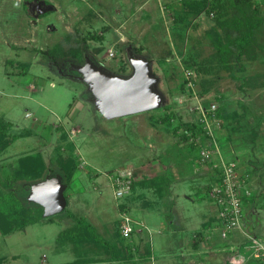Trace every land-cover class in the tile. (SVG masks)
Instances as JSON below:
<instances>
[{
    "label": "rangeland",
    "instance_id": "374dc122",
    "mask_svg": "<svg viewBox=\"0 0 264 264\" xmlns=\"http://www.w3.org/2000/svg\"><path fill=\"white\" fill-rule=\"evenodd\" d=\"M38 1L0 0V120L7 123V137L14 136L0 150V188L4 192L13 189L26 204H34L29 199L31 186L53 173L51 176L63 178L60 154L76 147V178L67 188V194L75 199H70L62 213L43 214L42 219L24 229L5 235L0 227L3 264H72L84 258L89 252L86 244L91 242L97 247L90 254L99 258L90 264H108L105 259H110V254H98L96 249L100 244L117 240L114 227L120 215L118 205L126 197L115 196L107 174L126 164L139 168L137 181L143 173L164 171L165 167L158 163L157 169L156 164H151L157 143H145L144 132H149L152 117L162 114L167 103L185 121L198 119L195 107L199 101L204 103L210 98L208 104L222 103L224 112L231 113L226 130L222 126L220 129L228 137L221 136L223 154L228 158L237 155L239 168L250 177L243 164L245 155L248 152L254 156L257 150L264 149V86L245 85L243 78L264 73V22L257 29L262 45L256 49L257 56L249 58L244 54L243 69L234 63L238 78L233 76V69L226 67L204 75L188 68L184 59L194 49L193 54L197 51L199 58L211 55L216 51L215 29L222 31L215 16L206 11L189 15L186 22L176 20L177 13H184L182 0H44L46 7L53 8L39 14ZM254 2L261 5L264 17V0ZM91 32L104 38H90L89 46L85 47L83 38ZM68 36L71 38L67 39ZM75 46L80 47L82 60L73 50ZM111 48L115 56L109 59ZM137 56L149 61L155 77L152 87L165 96L163 105L139 115L107 119L96 108L88 82L78 78L82 75L80 67L91 60L108 72L129 77L135 73L131 60ZM190 69L194 72L195 90L181 91L180 83ZM205 76L212 82L209 92L201 91ZM136 118L142 121L139 129L134 125ZM160 126L161 134L167 135L161 144L169 147L168 152L161 154L162 160L170 167L174 165L176 172H170L175 178L173 189L178 201L172 206L169 200L165 210H160L154 193L144 190V196L136 201L139 208L143 207V212H139L133 210L136 202L129 197L133 206L129 212L139 217L146 215L157 254L154 259L143 256L136 264H231L225 263L235 251L224 244L229 237L222 238L217 228L202 227L206 216L217 209L205 190L209 177L196 172L200 164L195 156L200 150L185 146L182 141L183 147L170 143L178 136L166 124ZM38 151L43 152L48 165L44 177L35 182L22 178L10 186L2 184L22 157ZM252 156V161L256 160L253 162L260 160V156ZM152 165L154 170L150 168ZM259 166L264 170V163ZM260 204L248 223L258 229L259 238L264 241V205ZM70 210L74 215L69 214ZM78 219L89 224L81 228L86 232L85 240L79 226H75ZM167 219L176 220L178 232L171 229L163 234L158 232ZM199 227L211 238L200 248L193 246L194 238L199 237L193 230ZM145 230L137 231L142 240H147ZM230 235L228 243L244 254H252V240L237 231Z\"/></svg>",
    "mask_w": 264,
    "mask_h": 264
},
{
    "label": "trees",
    "instance_id": "16d2710c",
    "mask_svg": "<svg viewBox=\"0 0 264 264\" xmlns=\"http://www.w3.org/2000/svg\"><path fill=\"white\" fill-rule=\"evenodd\" d=\"M182 2V11L184 13H177V16H175L176 20L186 22V19L187 17H189V15L200 14L202 13V11H206L215 16V23L221 28L222 31L220 32L218 29H215V31H217V34L215 36V39L213 40V43L214 45H216V51L211 55L199 58L197 55V51L195 52V54H193V52L195 51L194 49L188 56H186L184 62L188 66V68H195L200 74L204 75L213 74L216 70H221L223 67H226L230 70L233 69L234 72L235 64L240 65L239 67H242V69L246 68V64L243 62L244 54H246L249 58H254V56H257L256 49L258 47H262L258 39L259 37L257 29L262 24V22H264L263 11H261L260 4H256L254 0H182ZM231 10L232 13L230 12ZM211 36L213 37V35ZM70 38L71 36H68L67 39ZM90 38L103 39L104 36L98 33H89L88 36H85L83 38V41H86L85 47L89 46L88 40ZM73 50L75 51V53L77 52L76 54H78L81 59L80 47L75 46ZM233 76L237 77L235 72L233 73ZM263 78L264 73L245 76L243 78V83L245 85H250L251 87H256L259 85L264 86ZM210 84H212L211 79H208L206 76L203 77L201 91L209 92ZM180 87L181 91L191 90V88L189 89L187 87V80L185 78L182 79ZM209 100L210 98H206V100H204V103L208 104ZM217 114L222 117V127H224V130H226V127L228 126V119L231 118V113L227 114L226 112H224V106L222 103H220L217 107ZM152 118L156 123H164L169 129L173 130V133L178 136L176 141V143L178 144L176 146L178 147L189 145L191 146V148L193 147L194 149L200 150V143L196 141V138L199 137L203 142H205L208 137V135L206 134V130L203 127L204 125L198 119H193L191 121L183 120V117L177 116L175 109H173V106L170 103H167L165 105L164 112L162 114L154 115ZM7 128V123L0 120V150L6 148L14 138V136L7 137L9 132ZM224 130L219 131L218 133L219 142H221V136H227ZM191 136H193L194 139L191 140ZM181 141L185 143L183 146L180 143ZM72 148L73 149L66 154L61 152L59 158L60 163L62 164H60V170L63 173L62 180L67 184V188L70 187L72 181L76 178V161H78V157L75 154L76 147ZM42 153V151H38L35 154L22 157L19 161V166L14 169L15 171H11L8 173L7 178L2 181V184L5 186H10L16 180L22 178H25L28 181L35 182L37 179L44 177L48 165L46 164ZM196 159H198V155L195 156V160ZM113 170H110V172H113ZM135 171L138 176L139 171L136 169ZM196 172L198 173V170H196ZM172 177H174L172 174L166 173V175L163 176L146 177L140 179V181H137V178L133 182L132 189H134L136 185L141 183L145 191H152V193H154V196H157V199L159 198L160 201H164L170 195V184L172 181ZM217 180L218 179L216 175H212V178L208 179V182L204 184L207 193L208 190L217 182ZM67 188L65 190V194L68 198ZM131 192L128 195L124 196L126 197V199L123 202H120V204L118 205L119 210L129 211V197H132ZM68 200L70 203V198H68ZM34 204H26L24 200L13 189H10V191L8 192H4L0 188V227L3 231V234L7 235L11 233V231L24 229L28 225L30 226V224H34L36 223V221L42 219L44 214V208L42 204L38 202H34ZM66 207L62 210V212L66 209ZM254 209H256V195L253 194L250 196H246L244 200L243 210L244 219L248 216H252L255 212ZM69 214L74 215L71 211H69ZM77 221H79V223H77V225L75 226H79L78 229L80 231L82 230V226L89 227V224L87 225L83 220L78 219ZM217 222V216H215L214 219H211L210 222L207 223V225L214 227ZM252 229H254V232L258 233L257 228L252 227ZM204 231H197L199 237L194 238L193 246L200 248V245L202 244L201 242L207 239V235L204 233ZM85 233V231H81V236L84 239ZM115 237L117 238V240L112 241V243L100 244L96 249L99 250L98 254H100L101 252L106 254L105 252H107L108 254H110L109 260L117 259L120 261L125 259H134L135 257H137V253H139V257L145 256L148 259L152 257L153 249L151 248L150 242L144 240V246L141 243L136 251L128 241V237L122 235L120 223L117 231H115L114 238ZM95 247H97L95 243L91 242L89 244V246L87 247V250L89 252H87L86 254L84 253V260L94 261L99 258V256L97 255L90 254V252H92V249H94ZM142 247H144V250L142 249ZM78 259L83 260L82 258ZM0 260V264H3V259ZM251 261H254V264H263V262L256 257H250L245 264H250L252 263ZM225 263H228V261H226Z\"/></svg>",
    "mask_w": 264,
    "mask_h": 264
},
{
    "label": "built area",
    "instance_id": "2783aa9c",
    "mask_svg": "<svg viewBox=\"0 0 264 264\" xmlns=\"http://www.w3.org/2000/svg\"><path fill=\"white\" fill-rule=\"evenodd\" d=\"M114 56L115 51L111 48L109 59ZM192 74L194 72L191 69L188 70L186 74L187 87L195 90V79ZM217 107L216 103L205 104L203 101H199L195 107L198 120L204 125L208 135L205 142L199 137L196 138V141L201 145L198 155L199 166L210 167L218 179L208 190V195L212 197L217 209L218 222L214 227L217 228L222 238H227L231 233L238 230L252 240L250 244L253 250L252 254H244L238 247L232 246L235 251L228 260L229 263L245 264L250 257H256L264 264V241L247 231L246 220L244 219V200L246 196L252 195L249 173L245 170L243 172L239 168L240 162L237 158H228L223 154L221 142L218 140L223 119L217 114ZM192 139H194L193 136H191ZM107 175L111 186L114 188L115 196L119 198L132 191L133 182L138 178L132 164L118 166ZM119 214L121 233L125 237H131L135 231L149 229V225L144 219L135 218L129 211L120 210Z\"/></svg>",
    "mask_w": 264,
    "mask_h": 264
},
{
    "label": "water",
    "instance_id": "95a60500",
    "mask_svg": "<svg viewBox=\"0 0 264 264\" xmlns=\"http://www.w3.org/2000/svg\"><path fill=\"white\" fill-rule=\"evenodd\" d=\"M52 8V5L46 7L44 0L37 3L38 14ZM131 62L135 66V73L129 77L108 72L91 60H87L83 67L79 66L82 75H78V78L88 82L95 96L96 107L107 119L134 115L163 105L165 96L152 87L155 77L149 61L137 56ZM62 179L50 175L31 186L29 199L42 204L44 215L61 213L68 205L65 194L67 184Z\"/></svg>",
    "mask_w": 264,
    "mask_h": 264
},
{
    "label": "crops",
    "instance_id": "0c3cea01",
    "mask_svg": "<svg viewBox=\"0 0 264 264\" xmlns=\"http://www.w3.org/2000/svg\"><path fill=\"white\" fill-rule=\"evenodd\" d=\"M97 108V107H96ZM98 109V108H97ZM145 112V111H144ZM140 113V112H139ZM139 113L138 114H134V115H139ZM136 122L134 123V125H136V127H138V129H139V126H141V122L142 121H140V118L138 119V118H136V120H135ZM151 126L149 127L150 128V130H149V132H144L145 134H146V137H145V143H146V141L147 142H154V143H157L156 144V146H155V148H154V150H155V155H154V153H153V155H154V158H152L151 159V164H156V169H157V167H158V165L160 166H163V167H165V169H164V171H155L153 174L152 173H150V174H144L143 173V175H141L140 176V179H143V178H146V177H152V176H163V175H166V173H170L171 174V170L172 171H175L174 170V168H173V166L174 165H172L171 167H170V165H168V164H165L164 163V161L162 160V155L161 154H164L166 151L168 152V150L166 149V148H169V147H163V144H161L162 143V141H164L165 139H166V136L167 135H164V134H161V131H160V129L159 128H161V126H160V123L159 122H155L153 119L151 120ZM148 130V129H147ZM167 130V129H166ZM143 133V134H144ZM176 141H177V139L176 140H173V139H171V141H169L170 143H173L174 145H178L177 143H176ZM173 144H171V145H173ZM259 153V154H258ZM262 154L264 155V149L262 148V149H260V150H257V152L254 154V156H260V160H258L256 163L255 162H253L252 161V158L250 157V156H252L251 154H248V152H247V154L245 155V159L243 160V164L245 163V168H247L248 170H249V172H250V178H249V181H250V186H251V189H252V195L253 194H255L256 195V209H254V214L252 215V216H254L255 214H256V212H258V208L261 206V204H260V202L262 203V205H264V203H263V199L262 198H264V177H263V175H264V170H263V168L262 167H260L259 166V164L260 163H264V158H263V156H262ZM254 156H252V157H254ZM236 157H237V159H238V156L236 155ZM245 161H248V162H245ZM256 161V160H255ZM260 162V163H259ZM157 163H158V165H157ZM252 163H254V165H252ZM240 164H241V162H240ZM242 164V165H243ZM150 168H152L153 170H154V168H153V165L150 167ZM199 170H198V172L200 173V174H202V175H206L207 174V177H209V179H211L212 178V175H214V173H213V171H212V169L210 168V167H208V166H206V165H201V166H198L197 167ZM136 169H139V168H137V166H136ZM141 172V171H140ZM176 172V171H175ZM140 174V173H139ZM139 177V176H138ZM140 179L138 180V181H140ZM172 179V181H171V184H170V195H169V197H167V199L166 200H164V201H160V199L158 200L157 199V202L159 203V205L161 206L160 208L159 207H157L158 209H160L161 210V208L163 209V210H165L164 208H165V205H167V203L169 202V200H171L172 201V206H175L176 204H177V201H178V197H177V194L176 193H174V189H173V185L176 183L175 182V178H171ZM145 189H144V187H143V185L140 183V184H138V185H136V187H134V189H132V200H134L133 202H136L138 199L140 200V196H142V193H143V191H144ZM68 198H70V199H72L73 198V196H69L68 195ZM156 198H157V196H156ZM75 198H73V200H74ZM143 199V198H142ZM145 199V198H144ZM129 201H131V200H129ZM163 202V203H162ZM137 203L138 202H136V206L134 207V209H133V206H132V203L130 202V208H132L133 210H136V211H139V212H143V210H142V208L143 207H141V208H139V204L137 205ZM169 204V203H168ZM132 206V207H131ZM167 207V206H166ZM216 207V206H215ZM156 208V209H157ZM144 209H149V207H145ZM174 208L171 210V212H173V214H174ZM71 211V210H70ZM72 212V211H71ZM119 212H120V210H119ZM133 215V214H132ZM135 218H137V219H144L145 220V222H147L146 220H147V218H146V215H141L140 217L139 216H135V215H133ZM168 217H170V216H172V215H167ZM215 216H217V211L216 212H214V214L213 215H211V214H208L207 216H206V219L203 221V225H202V227L204 228V229H208V227L210 228V229H214L212 226H208L207 225V223H209L210 222V219H214V217ZM174 217V216H173ZM250 216H248V217H246L245 218V220H246V228H247V231L248 232H250V233H253V234H255V235H257L258 237H259V233H257V232H254V229H252V227L249 225V220H248V218H249ZM119 220H120V215H119V218L116 220V224H115V227L114 228H116V231H117V228H118V226H119ZM175 221L176 220H173V221H168V219H167V221L165 220V222L166 223H163V225L159 228V233L160 234H163L164 233V231H170V229H171V231H173V232H175V231H179V227H177V224L175 223ZM172 223V224H171ZM174 224H176V226H173ZM148 225H150L149 223H148ZM171 225H172V227H171ZM200 227L199 228H196L195 230H193V232L194 231H200ZM181 230V229H180ZM113 232L115 231V229H113L112 230ZM113 232H112V234H113ZM144 232V234H145V236H147V240L149 239L150 241V245H151V248L153 249V255H152V257L150 258V259H154L156 256H157V254L155 253V249H154V243H155V240L153 239V235H152V229H151V226L149 227V229L148 230H145V231H143ZM236 231H234L233 233H235ZM237 232H240V231H238L237 230ZM242 234H244V233H242ZM234 235V234H233ZM232 235V236H233ZM245 235V234H244ZM115 236V235H114ZM245 236H247V235H245ZM90 237V236H89ZM88 237V238H89ZM141 235H140V232H137V231H135L134 233H132V235H131V237H128L127 239H128V241L130 242V244L133 246V249H135L136 251H137V249H138V246L141 244V242H143L144 240H142L141 239ZM209 237V235H207V239H205L204 241H207V242H209V240L211 239H209L208 238ZM81 238H82V240L84 239L82 236H81ZM183 238V235L181 236V238H179L178 240H179V245L181 244V241H180V239H182ZM230 238H231V235H229V239H228V241L230 240ZM110 239H113V237L112 238H110ZM85 240V239H84ZM142 240V241H141ZM194 241V240H193ZM203 241V240H202ZM203 241V242H204ZM228 241L227 242H225L224 244L225 245H227V244H229L228 246L231 248V249H233L232 248V246H234V247H236L235 245H233L232 243H228ZM85 242V241H84ZM203 242H201L202 243V245H203ZM90 244V243H89ZM144 244V242L142 243V245ZM89 245H87L86 244V248L88 247ZM201 246V245H200ZM237 248V247H236ZM137 255V257H135L134 259H129L130 261H132L133 262V264H136L142 257L140 256L139 257V253H137L136 254ZM48 258V257H47ZM83 260H81V259H76V260H74V262L72 263V264H90V263H94L92 260H84V258H82ZM105 259V258H104ZM105 260H107V262H108V264H128L129 262V260L128 261H126V260H109V259H105ZM42 262H44V260L42 261ZM70 262H72V261H70ZM228 263H229V261H228ZM107 264V263H106Z\"/></svg>",
    "mask_w": 264,
    "mask_h": 264
},
{
    "label": "flooded vegetation",
    "instance_id": "af4514ba",
    "mask_svg": "<svg viewBox=\"0 0 264 264\" xmlns=\"http://www.w3.org/2000/svg\"><path fill=\"white\" fill-rule=\"evenodd\" d=\"M36 9H37V5H36Z\"/></svg>",
    "mask_w": 264,
    "mask_h": 264
}]
</instances>
